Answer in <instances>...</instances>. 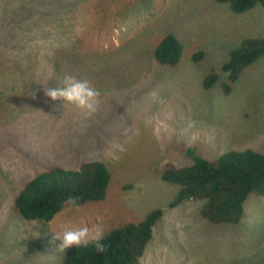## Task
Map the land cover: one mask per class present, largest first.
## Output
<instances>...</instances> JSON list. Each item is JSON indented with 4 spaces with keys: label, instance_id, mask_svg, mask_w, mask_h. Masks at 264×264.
Masks as SVG:
<instances>
[{
    "label": "rangeland",
    "instance_id": "obj_1",
    "mask_svg": "<svg viewBox=\"0 0 264 264\" xmlns=\"http://www.w3.org/2000/svg\"><path fill=\"white\" fill-rule=\"evenodd\" d=\"M168 34L182 47L175 66L153 57ZM252 38H264V7L240 14L219 0H0V264H62L68 249L58 251L53 234L66 226L106 235L155 210L162 216L142 264H264L263 196L249 195L237 223L215 224L201 216L205 201L178 199L161 179L191 165L188 149L205 159L264 155V56L233 83L221 70ZM66 74L101 92L94 113L45 95ZM93 162L110 177L102 201L49 222L20 217L15 198L28 181Z\"/></svg>",
    "mask_w": 264,
    "mask_h": 264
},
{
    "label": "trees",
    "instance_id": "obj_2",
    "mask_svg": "<svg viewBox=\"0 0 264 264\" xmlns=\"http://www.w3.org/2000/svg\"><path fill=\"white\" fill-rule=\"evenodd\" d=\"M227 3L235 13H244L255 6L264 7V0H219ZM181 44L171 34L165 35L154 50L155 61L175 66L181 57ZM264 56V38L242 42L241 47L230 52L221 70L228 74L229 83L235 82L240 73ZM202 55L193 56L197 61ZM215 80L211 73L205 78L204 88ZM227 89V88H226ZM191 165L180 169H167L161 179L176 186L178 199L205 201L201 216L211 223H237L244 211L249 195L264 197V155L246 149L229 151L223 155L205 159L194 149L187 150ZM109 173L104 164H83L75 171L55 168L28 181L15 198V207L25 221L49 222L66 208L69 196L79 198L80 206L102 201L109 184ZM176 207L174 202L170 208ZM162 216L161 210L148 214L140 222H130L105 235L108 250L97 253L92 246L85 249L71 248L62 264H142L141 258L152 238V229Z\"/></svg>",
    "mask_w": 264,
    "mask_h": 264
},
{
    "label": "clouds",
    "instance_id": "obj_3",
    "mask_svg": "<svg viewBox=\"0 0 264 264\" xmlns=\"http://www.w3.org/2000/svg\"><path fill=\"white\" fill-rule=\"evenodd\" d=\"M45 95L52 101H63L64 104H70L74 108L90 115L99 106L101 92L88 78L66 74L62 78L60 85L47 88ZM33 98H35L34 94ZM64 203L70 210H80L78 197L69 196ZM104 240L105 233L98 226L72 228L69 225L63 231L53 234V241H59L56 249L61 253H64L67 249H85L89 246H92L97 253H105L109 246L104 243Z\"/></svg>",
    "mask_w": 264,
    "mask_h": 264
}]
</instances>
